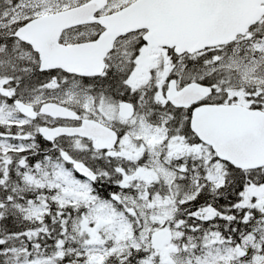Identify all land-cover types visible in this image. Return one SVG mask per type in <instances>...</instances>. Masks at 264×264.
<instances>
[{
    "label": "snow or ice",
    "instance_id": "6c2138e0",
    "mask_svg": "<svg viewBox=\"0 0 264 264\" xmlns=\"http://www.w3.org/2000/svg\"><path fill=\"white\" fill-rule=\"evenodd\" d=\"M0 264H264V0H0Z\"/></svg>",
    "mask_w": 264,
    "mask_h": 264
}]
</instances>
